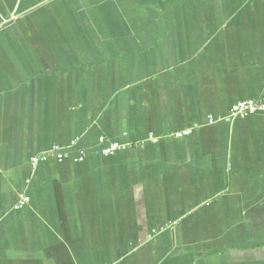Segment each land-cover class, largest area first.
Wrapping results in <instances>:
<instances>
[{"label":"crops","instance_id":"0c3cea01","mask_svg":"<svg viewBox=\"0 0 264 264\" xmlns=\"http://www.w3.org/2000/svg\"><path fill=\"white\" fill-rule=\"evenodd\" d=\"M250 98L264 0H0V264H264Z\"/></svg>","mask_w":264,"mask_h":264},{"label":"built area","instance_id":"2783aa9c","mask_svg":"<svg viewBox=\"0 0 264 264\" xmlns=\"http://www.w3.org/2000/svg\"><path fill=\"white\" fill-rule=\"evenodd\" d=\"M230 113L232 116H238V115L249 116L252 114L264 113V101L254 98L238 101L231 107ZM191 132L192 129H185V130L177 131L174 134V136L181 138L191 134ZM101 140L104 141V137H101ZM156 140L157 138H154V141ZM121 148L122 145L119 142L115 141L104 146L102 151L105 155H110L115 153ZM50 155L55 156L56 159H58L59 161H62L65 158V152L63 147L59 144H53L49 149V151H47L46 153H42L40 155H35L32 158L33 167L35 168L40 162L48 160ZM79 160L80 161L84 160V151H81V156L79 157ZM29 201H30V197L28 195H24L17 207H22L27 203H29Z\"/></svg>","mask_w":264,"mask_h":264}]
</instances>
